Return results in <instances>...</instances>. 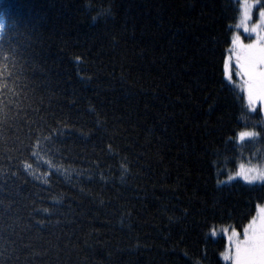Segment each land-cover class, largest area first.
Segmentation results:
<instances>
[{
    "label": "trees",
    "instance_id": "1",
    "mask_svg": "<svg viewBox=\"0 0 264 264\" xmlns=\"http://www.w3.org/2000/svg\"><path fill=\"white\" fill-rule=\"evenodd\" d=\"M240 15L0 0V264H232L222 229L264 204V181L226 180L264 165V112L223 74Z\"/></svg>",
    "mask_w": 264,
    "mask_h": 264
},
{
    "label": "snow or ice",
    "instance_id": "2",
    "mask_svg": "<svg viewBox=\"0 0 264 264\" xmlns=\"http://www.w3.org/2000/svg\"><path fill=\"white\" fill-rule=\"evenodd\" d=\"M258 0H240L241 21L244 24V31L255 33L256 39L245 44L240 36L233 33L231 38V46L228 50L231 55L224 59V76L230 83L234 84L245 93L247 107L254 110L257 102L264 106V7L259 10L260 20L251 28L247 27L245 21L250 18V10ZM239 26V25H238ZM6 27L4 20L0 19V30ZM235 76L238 77L239 83L233 81V60ZM258 133L250 130H242L237 134L238 141H244L246 137H255ZM33 155L38 153L33 152ZM25 168L31 165L25 163ZM59 169H57L58 171ZM235 176L241 177L248 183L255 181H264V169L246 168L244 164L238 165V170L228 175L226 180L232 181ZM219 183H224L221 181ZM258 215L253 216L249 222L243 227V238L240 233L233 227L231 234L228 229H222L227 239L225 251L221 256L225 261L231 260L232 264H264V205H257ZM42 213H49V209L43 208L39 210ZM42 223V221H41ZM212 235H216V230L211 229Z\"/></svg>",
    "mask_w": 264,
    "mask_h": 264
},
{
    "label": "rangeland",
    "instance_id": "3",
    "mask_svg": "<svg viewBox=\"0 0 264 264\" xmlns=\"http://www.w3.org/2000/svg\"><path fill=\"white\" fill-rule=\"evenodd\" d=\"M252 2V0H249V3H251ZM259 10H260V8H258V3H256V4H254L253 6H252V8H251V10H250V18L247 20V21H245V24H246V26L247 27H249V28H251L253 25H255V24H257V22L260 20V17H259ZM241 15H242V12H241ZM241 15H240V18H239V21L237 22V25H239V29L241 28V30H242V33H244L245 35H247V36H252L253 37V39L252 40H254V39H256V34L255 33H250V32H245L244 31V24H240V21H241ZM237 32H239V31H237ZM242 40V39H241ZM252 40H250L249 41V43L252 41ZM242 42L243 43H245V44H248V43H246V41H243L242 40ZM233 61H234V57H233ZM245 94V93H244ZM260 107L261 106V108H262V110H263V112H264V106H262L259 102H257L256 103V107ZM257 168V169H264V165H262V166H253V165H249V167H247V168ZM255 182H261V181H255ZM248 183V182H247ZM264 205V204H263ZM256 215H258V210H256V212H255V215L254 216H256ZM237 232H239L240 233V238L242 239L243 238V231H237ZM228 234H231V232L229 233L228 232ZM225 251V250H224ZM223 251V252H224ZM224 259V258H223ZM228 261H230L231 263H232V261L231 260H228Z\"/></svg>",
    "mask_w": 264,
    "mask_h": 264
}]
</instances>
